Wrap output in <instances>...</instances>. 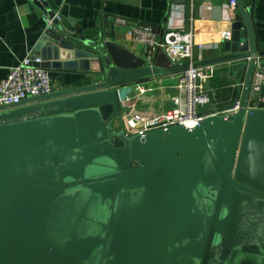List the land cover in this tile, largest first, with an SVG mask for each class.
Segmentation results:
<instances>
[{"label": "water", "instance_id": "water-1", "mask_svg": "<svg viewBox=\"0 0 264 264\" xmlns=\"http://www.w3.org/2000/svg\"><path fill=\"white\" fill-rule=\"evenodd\" d=\"M236 2L242 21L211 63L243 62L240 110L131 139L115 126L131 93L118 87L187 67L45 10L41 66L100 79L0 106V264H264V108H248L264 53Z\"/></svg>", "mask_w": 264, "mask_h": 264}, {"label": "crops", "instance_id": "crops-1", "mask_svg": "<svg viewBox=\"0 0 264 264\" xmlns=\"http://www.w3.org/2000/svg\"><path fill=\"white\" fill-rule=\"evenodd\" d=\"M248 15L252 18L257 46L264 53V0H242ZM0 0V82L8 75L9 69L21 63L29 55L50 59L51 51L40 52L39 43L48 29L46 11L57 12L73 27L86 31H97L107 42L124 47L147 60L148 64L170 67L168 59L161 51L155 52L150 62L147 50L132 41L128 31L138 25H151L160 32L184 24L185 30H192L195 42L205 49L196 51V66L206 70L213 67L215 75L204 82L209 92L211 104L207 112H221L242 99V84L246 72L243 62H211L227 56L223 52L220 33L232 31L235 21H242L239 9L228 10V0ZM51 43L48 42L47 46ZM58 57L59 61H62ZM263 57V56H262ZM264 58V57H263ZM202 61H199V60ZM260 59V58H259ZM262 59V58H261ZM54 61V60H51ZM171 68V67H170ZM49 72L54 92L71 90L100 79L92 71L80 69L50 68ZM180 74L154 77L162 87L139 98L130 106V111L158 112L166 109L165 93L171 84L176 85ZM147 79V80H150ZM173 85V86H174ZM167 106V105H166ZM128 107L122 105L124 114ZM124 118L116 122L123 129Z\"/></svg>", "mask_w": 264, "mask_h": 264}, {"label": "built area", "instance_id": "built-area-1", "mask_svg": "<svg viewBox=\"0 0 264 264\" xmlns=\"http://www.w3.org/2000/svg\"><path fill=\"white\" fill-rule=\"evenodd\" d=\"M228 10L236 11V0H228ZM52 21L47 19V26ZM132 41L142 45L147 50V59L150 62L155 52L161 51L168 59L171 68L187 67L183 71L173 89L176 95L172 99L174 107L158 112L130 111V106L139 98L155 92L162 87L161 81L154 79L133 82L129 85L118 87L130 88L131 93L126 97L125 104L128 111L123 114V130L125 137L131 139L135 136H145L155 130H168L171 127L182 126L194 128L206 117L214 114H229L240 110L241 101L221 112H207L211 104L209 92L205 89L204 82L215 75L213 67L206 70L196 66V51L202 54L205 47L195 42L192 30L186 31L184 24L172 27L166 32H158L151 25H138L128 31ZM221 43L231 38V31L220 33ZM199 61H202L201 59ZM248 62L251 58L247 59ZM42 59L29 55L21 63L9 69L8 75L0 82V106H16L23 100L54 92L49 72L42 66ZM152 65V64H150ZM244 84H242L243 86ZM264 85V67L258 66L252 80L249 109L264 108V98L259 94Z\"/></svg>", "mask_w": 264, "mask_h": 264}, {"label": "rangeland", "instance_id": "rangeland-1", "mask_svg": "<svg viewBox=\"0 0 264 264\" xmlns=\"http://www.w3.org/2000/svg\"><path fill=\"white\" fill-rule=\"evenodd\" d=\"M174 84H171V86L169 87V90L165 93V95L167 97H165V107H167L166 109L169 108H173L174 107V102L172 101V99L174 98V96L176 95V91L173 89Z\"/></svg>", "mask_w": 264, "mask_h": 264}]
</instances>
